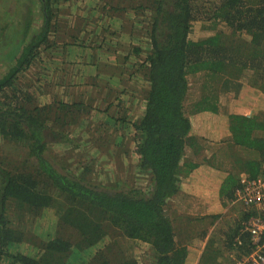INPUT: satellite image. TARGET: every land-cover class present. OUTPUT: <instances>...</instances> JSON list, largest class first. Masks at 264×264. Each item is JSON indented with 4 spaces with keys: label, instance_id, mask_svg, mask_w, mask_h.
Returning a JSON list of instances; mask_svg holds the SVG:
<instances>
[{
    "label": "trees",
    "instance_id": "1",
    "mask_svg": "<svg viewBox=\"0 0 264 264\" xmlns=\"http://www.w3.org/2000/svg\"><path fill=\"white\" fill-rule=\"evenodd\" d=\"M57 1H40V26L32 17L35 0L24 1L29 17L25 5L27 12L18 11L22 21L19 15L16 23L2 26L7 38L0 39V50L7 51L0 55L10 65L0 77V139L23 148L20 157L0 154L6 164H0V264H188V247L178 242L169 215L170 199L184 192L185 182L202 191L215 184L226 206L242 175L256 178L264 172V109L228 113L221 104L224 95L239 93L241 78L264 91V0H212L210 12L198 0H102L117 22L124 16L120 11L132 8L137 21L132 25L143 36L136 40L144 38L133 47V35L117 36L129 48L117 72L102 58L116 51L97 42L102 13L92 15V32L66 30L69 18L65 24L56 21ZM200 9L209 14L204 23H225L229 30L194 37ZM124 24L115 31L128 29ZM73 51L95 68L91 85L106 92L103 109L65 100L60 82L48 92L47 79L55 72L51 75L46 62L68 66ZM143 52L142 61L130 57ZM130 69L132 83L126 79ZM68 71L75 72L73 66ZM77 73L83 77L82 69ZM201 74L207 76L201 93L191 91L190 76ZM47 93L52 99L42 103ZM126 142L134 143V150H124ZM133 152L132 167H120L131 180L113 179L110 169L95 164L103 155L112 160ZM251 213L241 208L242 219L224 230L237 257L253 249L250 232L241 233ZM46 217L54 218L50 235L30 227ZM218 239L209 240L199 264H217ZM22 243L36 252L12 251Z\"/></svg>",
    "mask_w": 264,
    "mask_h": 264
},
{
    "label": "rangeland",
    "instance_id": "2",
    "mask_svg": "<svg viewBox=\"0 0 264 264\" xmlns=\"http://www.w3.org/2000/svg\"><path fill=\"white\" fill-rule=\"evenodd\" d=\"M24 1L25 0H0V39L5 40L7 37V35H5V32H3L2 30H4V28L2 26L4 25H12L14 23H16L19 20V15L21 16V21L23 19V14H19L18 11H28V17L30 16V14H32L30 12L31 8L30 6L25 3L24 5ZM40 1L41 0H35V7H36V12L37 14H32V17L35 15V22L36 25L40 26L43 22V18H42V13L41 11H39V7H40ZM101 3H99V0H58L57 3V7H56V13L60 14L59 17L56 19V21L58 20L60 23L65 24L64 22H62L64 20V18H69V20H65L66 21V30L68 29V26H70V28H79L82 27L84 29H88V31L92 30L89 28L90 24H91V20H93V14L94 13H98L99 11L102 13L103 17H101V14L99 15L100 18L102 19V21L100 22V26L102 27L104 25V27L102 29L99 30L98 32V36L102 34V38L100 40H98L97 42H101V46H103V48H110L114 51H116L114 53V55L112 56V58L108 59L105 55H103V53H101L103 56L102 58L104 60H107L108 63L113 64L112 66H114V72L118 71V66H119V61H122V58L120 57H124L126 56V52L127 50H129V48L127 49L125 46L127 44H121L120 41H117V36H121V35H133V40L130 42L128 40V42H130V44H133L134 41V46H138V45H142L144 38H142V42L136 40L139 37H143L140 36L139 33V29L138 28H134V26L132 25L135 24L137 21L132 19L134 17L133 15V10L132 8H126V10L120 11V15H124L121 16L122 18H119V22H117V18L111 17L110 14H112V9L110 7H108V5H105V9L102 8V6H104V3L102 0H100ZM130 2H135L137 0H127ZM212 0H198V4L201 8L205 9V12H210L211 10V2ZM94 5L97 6V8L99 9L98 11L95 10H90ZM128 9V10H127ZM26 11V12H27ZM91 13V14H90ZM126 14V15H125ZM128 14V15H127ZM131 18H130V16ZM203 16L207 19L209 17V14H203V10L200 9V14L197 17V21L194 24V33L193 36L196 37L197 39H199L200 37L203 38L205 35H211L216 33V31L218 29H222L224 31H228L229 27L226 26L225 23H218L217 26H212L213 21H207V23H204L205 19H203ZM83 20H87V21H82L79 19ZM89 19V20H88ZM68 21V22H67ZM88 21H90L89 25ZM125 23V26H128L129 28L127 29V27L125 28V31H122V33H117L115 30H117V27L121 24V23ZM114 23V24H113ZM65 25L63 26L62 29H65ZM87 25V26H86ZM6 30H8V28H5ZM12 30V29H11ZM2 32V33H1ZM16 32V31H14ZM94 33H97L96 30H93ZM13 33V32H11ZM81 33H84L83 30H81ZM83 35V34H82ZM106 37V40L104 41ZM129 38V37H128ZM244 38V37H242ZM246 38H248V36H246ZM109 42V43H108ZM141 42V43H139ZM74 43V42H73ZM72 43V44H73ZM91 44V43H90ZM109 44V45H108ZM3 45V44H2ZM144 50L147 49V43H144L143 46ZM73 50H75L73 48ZM7 51V48L4 50H0V54L4 53ZM89 50L86 52L88 53ZM96 52V51H95ZM83 53H85V50L83 51ZM82 53V54H83ZM98 54V58H99V53ZM146 56V52H143L141 55L135 56L134 54L131 57V59L135 60L138 59L137 61H142L144 60ZM109 57V56H108ZM48 58V55H47ZM86 58L82 57L79 53L73 51L72 54L68 57L67 61H70L71 64H69L68 66L65 65L64 61L63 64L62 63H55L53 65H50L49 63L46 62L47 64V68L49 69H53V71L51 72V75L53 72H55L52 76H50V78L47 79V81L50 83V85L48 86V92L49 90L52 92L53 90V86L54 83L56 82H60V84H62L63 86L61 87L63 98L65 100L68 101H74L75 99L78 101H81L84 105H86L87 107H92V109H95L96 107H100V109H103V105H102V101L101 99L104 97V95L106 96V92L103 93L104 91H93L92 89V79L91 76H93L92 74L95 71V68H93L92 66H89V64H85L86 63ZM62 60H59L58 62H61ZM9 62L6 59H4L3 55H0V77L3 76L9 67ZM57 62V61H56ZM130 66H132V62L127 63ZM73 66V71H67V68ZM127 66V65H126ZM128 68V67H127ZM82 69L83 72V77H80L79 75L82 73H77L78 71H80ZM134 69V68H133ZM58 70V71H56ZM71 70V69H69ZM77 70V71H76ZM132 69H130L128 71V73L126 74V79L129 80L130 83H132L131 81V75H132ZM41 71V69H40ZM50 74V73H49ZM32 75V74H31ZM30 75V76H31ZM249 76L251 75L248 74ZM29 76V77H30ZM207 79V76L203 75H193L190 76V82H191V86L193 87L191 89V91L193 92H199L201 93V86L202 83L204 82V80ZM53 80V81H52ZM244 80H247L249 82V78H245ZM113 81V80H112ZM21 84L26 85L30 90L33 89L32 86L28 81H26L25 79L21 78ZM253 82V81H251ZM262 79H261V83H262ZM52 83V85H51ZM193 83H197L198 86L193 85ZM128 84V83H127ZM20 85V84H19ZM39 85V84H38ZM259 85V84H257ZM21 86V85H20ZM41 86V84H40ZM130 88V85H128L124 90ZM200 88V89H199ZM40 90V89H38ZM41 93V92H39ZM51 93H47L46 95H42L40 97V101L46 102V101H50L52 98H50L51 96H49ZM233 96L234 93H231ZM230 95V94H229ZM229 95H224L221 98V104L222 107L225 106V104L228 101V106L233 107V104L235 105L234 101H229V99H232V97H228ZM101 96V97H100ZM125 98H128V94H124ZM257 98V96L255 97ZM259 101V98L254 100L253 103ZM116 102V101H115ZM257 105V104H254ZM128 108V105H126L124 108H120L121 110ZM237 110H242L241 108H237ZM252 114L259 112L260 111V107H256V106H251L249 109ZM248 110V111H249ZM88 123V121H86ZM79 131L82 132V130L79 128ZM80 134V133H79ZM78 133H76V136L79 135ZM88 135L84 134L83 136L81 135L80 138V142L84 143L87 140ZM134 143L132 142H126V144H123V149L124 150H134ZM22 148L21 146L16 147V145H6L3 141H1L0 139V154H14L15 156H19L20 154H22ZM56 151H58V149H56ZM127 152V151H126ZM133 156H129L128 154L125 153L124 157H117V159H112L110 157H106L105 155L96 158L95 160V164L99 165L101 168L102 167H106L108 169H110L109 171L112 173V178L115 179L120 178V179H130V177L126 176L123 174V170H121L122 168H130L132 167V163L134 162V152L132 153ZM92 155V152H91ZM120 156V155H119ZM126 157V158H125ZM2 162H0L1 164ZM120 164V165H119ZM2 165H6L3 164ZM119 167V168H118ZM120 167H122L120 169ZM118 171V172H117ZM118 175L120 177H118ZM109 175H107V173L104 175L105 180L108 178ZM138 181L142 182L144 181L143 179H139ZM132 182V181H131ZM146 182V181H145ZM189 192V191H188ZM231 202L228 203L229 207H232ZM241 208H244L242 205L238 204V206L236 208L233 209V211L236 212V214L234 215H230L228 211L226 213H221L218 216H222L220 222H222L223 224H225L226 229H228V224L231 225V221L232 219H236V222L238 220L242 219V215L240 214V210ZM54 218L53 217H46V218H38L36 221H33V223L30 225L31 228H33L34 226V230L38 231L41 234H48L50 235L51 231L54 228V222H53ZM221 224V223H220ZM211 225V223H210ZM213 227V226H212ZM225 229V230H226ZM35 231V232H36ZM223 232L222 229H220L219 227H217L215 230L212 231L213 236L212 239H214V237L219 238V233ZM224 233V232H223ZM225 235V233H224ZM24 245H22V247L19 245L16 247V245H14L12 247V251L16 252L17 250L22 249V251H27V249L29 248V251H34L36 252L35 247L31 246L30 244L27 243H22ZM217 248H219L220 250H222V254H221V264H235L234 258L237 257L236 252L233 250H230V246L226 245V242H221L220 245L217 243ZM236 255V256H235ZM216 259V256L213 255V260L211 262H214V260ZM238 259V258H237ZM4 264H13L10 260H6L4 262Z\"/></svg>",
    "mask_w": 264,
    "mask_h": 264
},
{
    "label": "crops",
    "instance_id": "3",
    "mask_svg": "<svg viewBox=\"0 0 264 264\" xmlns=\"http://www.w3.org/2000/svg\"><path fill=\"white\" fill-rule=\"evenodd\" d=\"M240 81L243 85L241 86L239 93H234L233 96L230 94L228 96L232 97L229 101L233 100L235 105L233 104V107H230L228 106L227 101L224 106L225 111L228 113L234 112L250 115L252 114L249 110L251 106L260 107V111L263 110L264 91L256 84H253L251 80L248 82L241 78ZM256 96L257 98H255ZM258 98L259 101L253 103L254 100ZM237 108H241L242 110H237ZM227 170H229V168ZM183 191V193L170 199L171 213H169V215L178 242L183 243L188 247V264H199L209 240L212 239V231L217 227L222 229L223 232L226 229L225 224L222 223L224 221L220 222L222 216L218 215L226 213L227 211L229 216L236 214L233 209L236 208L238 204H230L232 207H229L228 204L223 206V204L220 203L219 190L215 187V184H213L212 187L210 186L208 189H205V191H202L200 188H197V186L185 182V189ZM210 201H212L211 205L209 204ZM229 221H231V225L228 224V226H232L235 224L236 219ZM223 232L221 231L219 233V245L221 242H225L226 239ZM240 239L241 238L235 239V242ZM215 244L217 246V243ZM245 255L247 254H243L241 257H235V264H237L238 259ZM217 264H221V256H218Z\"/></svg>",
    "mask_w": 264,
    "mask_h": 264
},
{
    "label": "built area",
    "instance_id": "4",
    "mask_svg": "<svg viewBox=\"0 0 264 264\" xmlns=\"http://www.w3.org/2000/svg\"><path fill=\"white\" fill-rule=\"evenodd\" d=\"M239 182L240 186L236 188L231 204L239 202L246 210L254 213L243 222L241 229V233L250 232L253 249L238 259L237 264H264V172L256 178L242 175Z\"/></svg>",
    "mask_w": 264,
    "mask_h": 264
},
{
    "label": "clouds",
    "instance_id": "5",
    "mask_svg": "<svg viewBox=\"0 0 264 264\" xmlns=\"http://www.w3.org/2000/svg\"><path fill=\"white\" fill-rule=\"evenodd\" d=\"M249 254V253H248Z\"/></svg>",
    "mask_w": 264,
    "mask_h": 264
}]
</instances>
